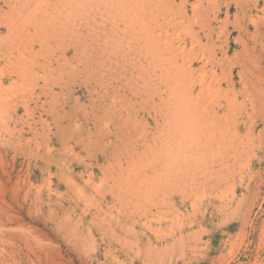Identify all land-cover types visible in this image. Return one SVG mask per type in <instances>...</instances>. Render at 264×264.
I'll return each mask as SVG.
<instances>
[{
	"label": "rangeland",
	"instance_id": "1",
	"mask_svg": "<svg viewBox=\"0 0 264 264\" xmlns=\"http://www.w3.org/2000/svg\"><path fill=\"white\" fill-rule=\"evenodd\" d=\"M0 264H264V0H0Z\"/></svg>",
	"mask_w": 264,
	"mask_h": 264
},
{
	"label": "bare ground",
	"instance_id": "2",
	"mask_svg": "<svg viewBox=\"0 0 264 264\" xmlns=\"http://www.w3.org/2000/svg\"><path fill=\"white\" fill-rule=\"evenodd\" d=\"M136 1H137V0H136ZM140 1H141V0H140ZM142 1H143V0H142ZM139 4H141V3H139ZM143 5H144V4H143ZM1 6H2V5H1ZM144 12H145V11L143 10V14H144ZM1 13H2V12H1ZM139 14H140V12H139ZM143 19H144V17H142V19H140V20H143ZM140 20H139V21H140ZM139 21L137 20V22H139ZM236 21H237V20H236ZM137 22L135 23L136 25H137ZM159 25L161 26V24H159ZM162 25H163V24H162ZM141 26H142V25H140V27H141ZM140 27H139V28H140ZM133 29H134V27H133ZM159 29H160V28H159ZM210 29H211V28H210ZM135 30H136V29H135ZM135 30H133V31H135ZM142 30H143V29H142ZM149 31H150V30H149ZM148 35H150V34H148ZM1 36H2V35H1ZM141 36H142V35H141ZM195 39H196V38H195ZM152 43H153V42H152ZM158 43H159V42H158ZM164 43H165V41H164ZM201 43H202V42H201ZM158 45H160V44H158ZM163 45H164V44H163ZM198 45H199V44H198ZM153 46H154V45H153ZM147 47H148V46H147ZM156 47H158L157 49H159V48H164V47H159V46H157V45H156ZM156 47H155V49H156ZM169 47H172V45L170 44ZM179 47H180V46H179ZM181 47H182V46H181ZM247 47H248V46H247ZM164 49H165V48H164ZM164 49H163V50H164ZM166 49H167V48H166ZM200 49H201V46H200ZM207 49H208V47H207ZM157 51H158V50H157ZM157 51H156V52H157ZM173 51H174V50H173ZM185 51H186V50H185ZM183 52H184V51H183ZM158 54L160 55V52H159ZM161 54H162V53H161ZM176 54H177V53H176ZM208 54H209V53H208ZM174 55H175V54H174ZM160 56H161V55H160ZM160 56H159V57H160ZM157 57H158V56H157ZM161 57H162V56H161ZM162 58H163V57H162ZM191 58H192V56H191ZM172 59H173V58H172ZM172 59H171V60H172ZM174 59H175V57H174ZM184 59H185V58H184ZM250 59H251V58H250ZM147 60H148V59H147ZM157 60H158V58H157ZM167 60H169V59H167ZM171 60H170V61H171ZM152 61H153V60H152ZM158 61H159V60H158ZM161 61H162V60H161ZM170 61H169V62H170ZM171 63L173 64V63H175V61H174V62H171ZM161 64H162V63H161ZM175 64H176V63H175ZM184 64H185V63H183V65H184ZM150 65H151V64H150ZM173 65H174V64H173ZM170 66H171V65H170ZM155 68H156V67H155ZM168 68H169V67H168ZM170 68H171V67H170ZM178 68H179V67H178ZM181 68H182V67H181ZM184 68H185V67H184ZM186 68H187V67H186ZM186 68H185V69H186ZM166 69H167V68H166ZM167 70H168V69H167ZM171 70H173V69H171ZM187 71H188V70H187ZM191 72H192V71H191ZM214 72H215V71H214ZM173 73H174V72H173ZM173 73H172V74H173ZM181 74H182V73H181ZM185 74H186V73H185ZM191 75H192V74H191ZM172 77H173V76H172ZM188 77H189V76H188ZM180 78H181V77H180ZM190 78H191V77H190ZM173 81H174V80H173ZM176 81H178V80H176ZM208 82H209V81H208ZM172 84H174V83H172ZM176 84H177V83H176ZM178 84H179V83H178ZM168 85H169V84H168ZM169 86H170V85H169ZM173 86H174V85H173ZM187 87H188V86H187ZM169 88H171V87H169ZM175 89H176V88H175ZM208 89L211 90L212 88H208ZM215 89H216V88H215ZM214 91H215V90H214ZM175 92H176V91H175ZM210 92H211V91H210ZM170 93H171V92H170ZM205 93H206V92H205ZM211 93H212V92H211ZM178 95H179V94H178ZM212 95H213V94H212ZM207 97H208V96H207ZM182 98H184V97H182ZM167 99H168V98H167ZM201 99H202V98H201ZM206 99H207V98H206ZM229 99H230V98H229ZM227 101H228V100H227ZM185 102H186V101H185ZM171 103H172V102H171ZM181 103H182V102H181ZM208 103H209V102H208ZM184 104H185V103H184ZM196 104H197V103H196ZM183 107H184V106H183ZM190 107H191V106H190ZM196 108H198V107H196ZM187 110H188V109H187ZM200 111H201V110H200ZM195 112H196V111H195ZM178 113H179V112H178ZM199 113H200V112H199ZM186 114H187V113H186ZM203 115H204V114H203ZM189 118H190V117H189ZM200 118H201V117H200ZM200 118L198 117V119H200ZM201 119H202V118H201ZM190 121H191V120H190ZM191 122H192V121H191ZM185 124H186V123H185ZM201 124H202V123H201ZM219 125H220V124H219ZM178 127H179V126H178ZM182 127H183V126H182ZM200 127H201V126H200ZM183 130H184V129H183ZM196 130H197V129H196ZM201 130H202V129H201ZM190 132H191V131H190ZM190 132H189V133H190ZM194 132H195V131H194ZM210 132H211V131H210ZM195 134H196V133H195ZM194 139H195V138H194ZM194 139H193V141H194ZM207 149H208V148H207ZM152 175H153V174H152Z\"/></svg>",
	"mask_w": 264,
	"mask_h": 264
}]
</instances>
